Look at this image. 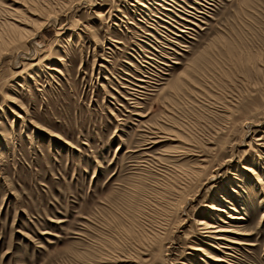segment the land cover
<instances>
[{"label": "rangeland", "instance_id": "374dc122", "mask_svg": "<svg viewBox=\"0 0 264 264\" xmlns=\"http://www.w3.org/2000/svg\"><path fill=\"white\" fill-rule=\"evenodd\" d=\"M185 2L0 0V264H264V0Z\"/></svg>", "mask_w": 264, "mask_h": 264}, {"label": "bare ground", "instance_id": "6f19581e", "mask_svg": "<svg viewBox=\"0 0 264 264\" xmlns=\"http://www.w3.org/2000/svg\"><path fill=\"white\" fill-rule=\"evenodd\" d=\"M159 1H163V0H159ZM176 1V0H175ZM188 1V0H187ZM166 2V1H165ZM164 2V3H165ZM180 2L181 3H184V4H186V2H185V0H180ZM175 3V2H174ZM176 4V3H175ZM189 4V3H188ZM187 4V5H188ZM169 5H170V3H169ZM172 5V4H171ZM158 6H161L160 4H158ZM179 6V5H178ZM145 8V7H144ZM163 8V7H162ZM189 8H191V9H195V8H193V7H191V6H189ZM19 10L18 9H11V14H13V15H15V18H19L18 16L16 17V15L19 13L18 12ZM197 11V10H196ZM198 13H199V11H197ZM202 13V12H201ZM169 17V16H168ZM172 17V16H171ZM181 17V16H180ZM170 19V18H169ZM180 20H183V21H185V22H188V23H191V24H193L191 21H189V20H186V19H180ZM13 21H15V22H19L17 19H13ZM19 23H21V22H19ZM21 24H23V23H21ZM168 24H170V22H168ZM195 24V23H194ZM117 25V24H116ZM171 25V24H170ZM10 26H12V28L14 29V30H16L17 31V29H15L14 28V26L15 25H12V24H10ZM196 26V25H195ZM15 27H17V26H15ZM18 29H20L19 27H17ZM189 29V28H188ZM17 32H19V31H17ZM20 32H22L23 33V35H24V33H28V31L26 32L25 30H22V29H20ZM40 32V31H39ZM39 32H35L34 31V33H33V37H37L38 36V34H39ZM181 32H183L182 30H181ZM29 33H31V32H29ZM26 36V35H25ZM4 37V36H3ZM5 39V38H4ZM23 39V38H22ZM31 39V38H30ZM27 40H28V38H27ZM18 41H20V40H18ZM15 38H11L10 39V43L11 44H14L15 45V43L18 45V42ZM112 41V40H111ZM9 42V41H8ZM22 42V41H21ZM10 44V45H11ZM22 44V43H21ZM13 45V46H14ZM26 45V44H25ZM19 46V45H18ZM24 46V45H23ZM6 47V46H5ZM21 47V46H20ZM20 47H18V48H20ZM25 47V46H24ZM7 50V49H6ZM61 59V58H60ZM58 60V59H57ZM60 61V60H59ZM61 62V61H60ZM63 63V62H62ZM49 70L50 71H52V72H56V73H59L60 71H59V67L58 66H54V67H52V68H49ZM27 77H22L21 79L22 80H26V79H31V78H33V76H32V74L31 75H26ZM184 86H185V84H184ZM181 87H182V85H181ZM181 88H177L176 87V91H179ZM152 135H153V141L154 142H152V144H159V143H162V142H165L166 140H167V136H168V134H166V133H163V132H159V131H156V132H153V133H151ZM167 135V136H166ZM261 141L262 140H264V138H262V139H260ZM151 143V142H150ZM151 144V145H152ZM153 146V145H152ZM185 146V145H184ZM261 147H263L264 148V145H262ZM175 153V152H174ZM174 158H178V157H174ZM175 159V160H176ZM178 160V159H177ZM242 169L244 170V176H247L248 177V175L250 176V177H252L253 179H252V181L254 180V181H256V183H258L259 185H263V183L261 182V179H260V176H259V173L257 172V171H255L253 168H252V165H250V164H244L243 166H242ZM182 174V173H181ZM218 174V173H217ZM243 176V178H245ZM216 176H211L210 177V180H213V178H215ZM263 188H262V191L264 192V185L262 186ZM232 193H234V194H236L237 196H238V193H236L234 190H232ZM225 196H223L221 199L223 200V201H226V199L224 198ZM179 201H181L180 199H179ZM178 201V202H179ZM227 203V202H226ZM229 203V202H228ZM222 206L220 205H215V204H211V205H209L208 206V208L210 209L209 211V213H211V211L213 212L212 214H214L213 216L214 217H216V218H218V215H219V213H222V212H224L223 210H222V208H221ZM233 211L235 212V213H239V211H237L236 209H233ZM240 211H242L243 212V214L241 215V216H239V217H232L231 215H228V217H227V219L228 220H233V221H238L239 223L240 222H242V221H245L246 219L244 218V209H241ZM218 213V214H217ZM209 217H212V216H210L209 215ZM203 219H200L199 221H198V226H199V237H200V241H201V243L202 244H204L205 246H208V247H210V248H208V250L207 251H205V250H203L202 248H200V247H198V246H196V245H191L190 247H189V249L193 252L192 253V256H193V258L197 261H199L200 260V262H202L203 264H232L231 262H229V258L230 257H232V253L236 250V247H237V249H238V246H240V247H244V246H254V245H246V244H241V240L239 239V238H234V237H231V235H236V236H239V235H241V234H246V233H242V232H238V231H241L240 229L241 228H239V226L240 225H233V224H229L228 222H226V221H222V220H219V222H221L222 224H225V225H227V227L226 228H222V227H220V226H213L211 223H215V220L214 219H212V222H205V221H202ZM216 224V223H215ZM246 235H249V234H246ZM207 241V242H204V241ZM213 242V243H212ZM223 242H225V243H223ZM214 250H216V251H218V254H222V255H224V256H226V258H220V257H218V256H216L215 255V251ZM217 253V252H216ZM201 254H202V257L204 256V258H200V256H201Z\"/></svg>", "mask_w": 264, "mask_h": 264}]
</instances>
